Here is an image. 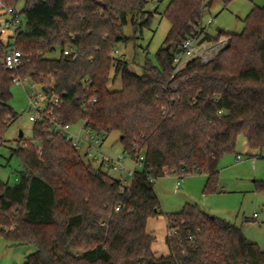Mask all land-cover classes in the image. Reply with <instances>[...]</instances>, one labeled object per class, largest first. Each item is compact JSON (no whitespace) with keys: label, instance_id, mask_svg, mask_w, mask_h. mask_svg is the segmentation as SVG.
<instances>
[{"label":"trees","instance_id":"16d2710c","mask_svg":"<svg viewBox=\"0 0 264 264\" xmlns=\"http://www.w3.org/2000/svg\"><path fill=\"white\" fill-rule=\"evenodd\" d=\"M2 1L17 8L18 0ZM147 1L25 0L17 12L24 21L13 45L26 56L18 73L63 100L54 111L65 122L83 121L104 137L116 130L124 152L137 161L144 155L126 184L85 161L49 122L35 121L32 138L11 147L23 167L17 183L0 178L1 232L36 246L24 264H264V248L240 226L197 203L166 213L174 230L168 254H157L147 228L148 218L163 212L156 178L206 173L204 192L217 190L218 162L236 151L240 136L264 157V5L249 11L241 32L226 33L229 45L213 60H191L174 73L175 53L199 33L209 0H171L157 63L146 58L137 72L115 51L151 26L157 11L145 10ZM128 23L135 37L124 33ZM11 45L0 37V144L17 116L14 72L3 66ZM66 45L73 55L64 54ZM112 75L120 76L119 89L109 88Z\"/></svg>","mask_w":264,"mask_h":264},{"label":"rangeland","instance_id":"374dc122","mask_svg":"<svg viewBox=\"0 0 264 264\" xmlns=\"http://www.w3.org/2000/svg\"><path fill=\"white\" fill-rule=\"evenodd\" d=\"M170 1L148 0L145 10L157 11L154 13L151 26L145 28L142 33H138L136 38L130 39L129 42L122 41L117 44L115 54L126 59L134 71H141V65L146 58L157 63L156 52L164 44L171 26L170 21L163 15ZM24 4L25 0H18L17 10H21ZM255 5H264V0H231L228 4H225L223 0H213L204 9L202 22L206 25L208 19L214 17L213 23L207 26L208 32L212 35L217 34L218 27L225 34L239 33L244 28V18ZM4 18V12L0 10V20ZM22 20L24 21L23 16ZM124 33L129 37H135L131 23L124 26ZM0 37L7 42L8 33L0 32ZM58 54L59 50L51 55ZM112 79L109 82V88L119 89L122 86L120 76ZM36 89L39 90V87ZM11 91L10 104L17 116L8 126L0 144V178L8 180L10 184H15L23 167L21 159L11 154V147H17L32 138L34 122L29 118L32 113L29 105L31 93L29 84L27 82L13 83ZM37 98L42 106L45 105L47 99L44 96ZM82 126L83 121H77L72 124V129L76 132L80 131L85 137ZM99 136H102L101 141L94 142L90 150L94 155H100L101 151L114 159L122 156L121 168L104 169L128 184L133 171L142 168L141 163L124 152L118 131L113 130L106 137H103V134ZM255 153L249 148L245 138L240 136L236 151L225 153L218 162L217 190L204 192L207 181L206 173L171 172L154 180L153 186L163 212L148 218L147 228L155 235L152 247L157 254L169 253L166 241L168 233L166 213L181 210L186 202L197 203L207 213L235 223L242 228L247 237L264 248V188L259 187V184L264 182V157L256 156ZM238 154L241 156L240 159ZM82 158L87 162H90V159L93 161L92 165L98 167L91 157L82 155ZM255 213H257L256 217H254ZM15 227L13 225L11 228ZM35 250L34 244L14 243L7 239L0 230V264H24L26 257Z\"/></svg>","mask_w":264,"mask_h":264},{"label":"built area","instance_id":"2783aa9c","mask_svg":"<svg viewBox=\"0 0 264 264\" xmlns=\"http://www.w3.org/2000/svg\"><path fill=\"white\" fill-rule=\"evenodd\" d=\"M0 10L4 12L5 18L0 20V32L3 34L8 33V39L12 43L8 52L3 57V66L14 72L13 82L14 83H24L27 82L30 86L31 93L29 99L30 109L32 113L29 118L31 121H47L50 123V130L54 133L64 135L65 139L69 141L72 146L80 152L85 157H91L95 160L98 167L104 168H121L120 160L122 156H119L117 159L107 156L105 153L101 152L100 155L93 154L90 150L94 142H100L101 137L99 133L93 130L91 127L87 126L83 122L82 131L85 134V137L81 135L80 132H75L72 129V124L65 122L54 109L60 107L63 103V100L56 94L48 96L43 90L40 89L39 84L31 80L28 76H20L18 70L23 66L26 56L25 54L17 49L13 44L16 41V35L18 32L19 26L22 25V18L18 15L17 8H12L6 6L2 0H0ZM214 21V17L208 19L207 24L201 21L199 25V33H192L188 35L182 42L180 50L175 53L174 56V65L176 73L178 70L186 66V64L195 59H199L202 63H208L213 60L220 52H222L230 42V37L226 34L222 35H211L206 36V33H209L207 26L211 25ZM210 34V33H209ZM74 47L71 45H66L64 48V54L73 55ZM39 87V90L36 88ZM39 96H44L47 100L45 105L42 106V103L37 98ZM91 101H96L94 97ZM104 137V135H103ZM41 153V150H39ZM241 156L238 155V158ZM89 159V158H88ZM90 162H93L89 159ZM138 161L143 165L144 155H140ZM134 172V171H133ZM119 209V207H117ZM174 230H168V234H172Z\"/></svg>","mask_w":264,"mask_h":264},{"label":"water","instance_id":"95a60500","mask_svg":"<svg viewBox=\"0 0 264 264\" xmlns=\"http://www.w3.org/2000/svg\"><path fill=\"white\" fill-rule=\"evenodd\" d=\"M212 1H213V0H209V1H208V4H211ZM217 30L220 32L222 29H221L220 27H218ZM21 135H22V133H21ZM212 216H214V215H212Z\"/></svg>","mask_w":264,"mask_h":264},{"label":"crops","instance_id":"0c3cea01","mask_svg":"<svg viewBox=\"0 0 264 264\" xmlns=\"http://www.w3.org/2000/svg\"><path fill=\"white\" fill-rule=\"evenodd\" d=\"M75 132H76V131H75ZM79 132H80V131H79ZM238 155H239V154H238ZM240 158H241V157H240ZM240 158H239V159H240ZM256 216H257V213L254 214V217H256ZM167 228H168V227H167ZM248 238H249V237H248ZM249 239H251V238H249ZM251 240H252V239H251Z\"/></svg>","mask_w":264,"mask_h":264}]
</instances>
